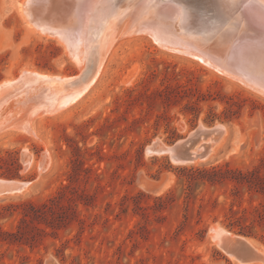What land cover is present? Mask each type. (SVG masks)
Wrapping results in <instances>:
<instances>
[{
  "label": "rangeland",
  "instance_id": "rangeland-1",
  "mask_svg": "<svg viewBox=\"0 0 264 264\" xmlns=\"http://www.w3.org/2000/svg\"><path fill=\"white\" fill-rule=\"evenodd\" d=\"M21 1L0 0V83L26 69L89 81L97 41L80 70ZM102 64L78 100L34 117V133L0 131V179L27 182L0 193V264H244L216 226L250 227L264 250V194L238 175L264 174V97L148 36L119 35ZM215 124L224 132L204 157L149 150Z\"/></svg>",
  "mask_w": 264,
  "mask_h": 264
},
{
  "label": "bare ground",
  "instance_id": "bare-ground-1",
  "mask_svg": "<svg viewBox=\"0 0 264 264\" xmlns=\"http://www.w3.org/2000/svg\"><path fill=\"white\" fill-rule=\"evenodd\" d=\"M18 7L30 26L67 49L80 70L95 41L99 62L91 79H82L79 84L69 80L72 77L27 69L18 78L1 82V132L21 129L31 133L35 116L53 113L78 100L101 72L104 56L119 35L125 38L148 36L158 47L195 58L264 97V83L259 80V75H264V57L260 56L264 52L253 50L249 42L237 44L232 40L235 37L239 40L240 35L249 32L256 35L254 41L264 35L261 22L264 0H22ZM253 22L262 24V28ZM218 126L224 130L222 125ZM217 141L209 137L207 154ZM161 149L156 151L151 147L149 150L171 151L167 145ZM5 181L0 179L7 184ZM26 183L21 182L11 190L6 186V192L20 191ZM217 230L225 229L211 227L216 243ZM260 251L263 261L241 262L231 257L239 263L264 264V250L260 248Z\"/></svg>",
  "mask_w": 264,
  "mask_h": 264
},
{
  "label": "water",
  "instance_id": "water-1",
  "mask_svg": "<svg viewBox=\"0 0 264 264\" xmlns=\"http://www.w3.org/2000/svg\"><path fill=\"white\" fill-rule=\"evenodd\" d=\"M253 25H256V27L262 28V24L258 23H252ZM252 26V25H251ZM264 29V28H263ZM247 35V34H246ZM245 35V36H246ZM239 40L237 37L233 38L232 40L235 43H241L243 44L244 42H249L251 43L250 46H252L253 50L264 52V35L260 37L258 40H253L255 39L256 35L253 34L252 32H249V34L245 37L243 35H240ZM237 39V40H236ZM212 40V39H210ZM251 41V42H250ZM260 56L264 57V53H262ZM89 70H87L86 74L83 75L82 77L74 76L72 79L70 78L69 80L71 81H78L77 84L83 81L87 75ZM20 76V75H19ZM18 76V77H19ZM260 81L264 83V75L260 74ZM68 80V79H65ZM85 80V79H84ZM224 130L218 126V124H215L214 126L210 128H204V127H198L195 131L190 133V135L185 138L176 141L172 145H170V155L172 158H174L177 162H189L192 161L194 157L200 156L204 157L207 152H208V147L210 145L209 142H207V139L209 137H213L215 139H218L222 134ZM207 142V143H205ZM162 148V147H161ZM160 147L154 148L156 151H162ZM202 148L204 150H202ZM6 183L0 182V193H6L7 187L8 190L15 189L14 187L21 185V182H12V180H7L5 181ZM6 184V185H4ZM6 188V189H5ZM5 190V191H4ZM229 230H217L216 234V239H217V245L229 256H235L238 260L241 262H247L250 260H259L263 261V255L260 251V247L254 243H251L250 241L247 240V236L241 235V234H236L232 233Z\"/></svg>",
  "mask_w": 264,
  "mask_h": 264
},
{
  "label": "trees",
  "instance_id": "trees-1",
  "mask_svg": "<svg viewBox=\"0 0 264 264\" xmlns=\"http://www.w3.org/2000/svg\"><path fill=\"white\" fill-rule=\"evenodd\" d=\"M256 172H257L256 170L255 171L248 170L246 172L238 171V175L243 177L246 182L255 184V186H257L261 190V192L264 194V174H261V173L257 174ZM250 175H251V178L248 177ZM54 198L55 197L50 199V201H53ZM48 208L49 207H48L47 203L45 202V203H42L40 206L36 207L35 210L40 212L41 217H45L46 214H47ZM256 210L258 212L259 220L262 223H264V204H262V210H258V208ZM233 225H234V222H229L227 226L232 229ZM237 231L239 233H242V234H245V235H248V236L257 237V234L255 232H253L250 227H249L248 230H244L243 227H242L241 229H239ZM259 240L262 243H264V235H260L259 236Z\"/></svg>",
  "mask_w": 264,
  "mask_h": 264
},
{
  "label": "snow or ice",
  "instance_id": "snow-or-ice-1",
  "mask_svg": "<svg viewBox=\"0 0 264 264\" xmlns=\"http://www.w3.org/2000/svg\"><path fill=\"white\" fill-rule=\"evenodd\" d=\"M261 22L264 23V12L261 13Z\"/></svg>",
  "mask_w": 264,
  "mask_h": 264
}]
</instances>
